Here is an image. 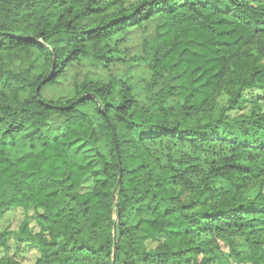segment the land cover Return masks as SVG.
<instances>
[{
  "label": "trees",
  "instance_id": "16d2710c",
  "mask_svg": "<svg viewBox=\"0 0 264 264\" xmlns=\"http://www.w3.org/2000/svg\"><path fill=\"white\" fill-rule=\"evenodd\" d=\"M153 23L150 107L115 77L43 96L83 59L117 64ZM246 90L264 94V0H0V217L32 208L41 227L1 232L0 249L14 237L35 264H113L116 232V264H232L240 238V261L264 264V113L228 115ZM19 139L37 151L12 155Z\"/></svg>",
  "mask_w": 264,
  "mask_h": 264
},
{
  "label": "rangeland",
  "instance_id": "374dc122",
  "mask_svg": "<svg viewBox=\"0 0 264 264\" xmlns=\"http://www.w3.org/2000/svg\"><path fill=\"white\" fill-rule=\"evenodd\" d=\"M156 24H149L133 31L125 38V42L120 46V52L117 54L119 62L109 68L95 64L88 59H83L80 63L72 66L66 76L59 80L54 86H46L43 89V96L49 100L69 99L74 96V87L76 84L83 82L85 79L107 81L110 77H115L120 82L128 83L133 94L142 107H150L153 104V97L156 95V89L150 85L151 76L147 67L148 47L150 40L156 31ZM14 69L25 68L26 64L22 63L20 58L13 57L7 59ZM244 105L228 115L230 117L241 114L248 115L252 111H261L264 113V94L258 90H246L243 93ZM226 98H218L219 103L224 104ZM186 152L190 150L183 148ZM37 150L31 144L22 140H17L12 147V155L19 156L23 154H32ZM71 158L75 162L82 161V155H76L71 152ZM95 183L91 177L84 180L81 192L92 191ZM26 222L32 233H39L41 227L37 221L36 212L30 208L10 209L5 211L0 217V233L4 231H19L23 222ZM161 240L149 241L146 245L148 249L156 248ZM237 251L241 253L240 259L249 250L240 238L235 239ZM221 249L226 254H231L229 246L220 243ZM39 257V251L33 245L28 244L25 240H18L11 237L8 241L7 248L0 249V258H13L20 264H35ZM244 258V257H243ZM235 261L230 258L232 264H247L246 262Z\"/></svg>",
  "mask_w": 264,
  "mask_h": 264
},
{
  "label": "water",
  "instance_id": "95a60500",
  "mask_svg": "<svg viewBox=\"0 0 264 264\" xmlns=\"http://www.w3.org/2000/svg\"><path fill=\"white\" fill-rule=\"evenodd\" d=\"M122 175L120 174L118 183L121 182ZM116 200V191L114 193V201ZM114 239H115V245H114V256H113V264L117 263V238H116V232H114Z\"/></svg>",
  "mask_w": 264,
  "mask_h": 264
}]
</instances>
